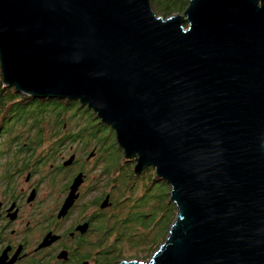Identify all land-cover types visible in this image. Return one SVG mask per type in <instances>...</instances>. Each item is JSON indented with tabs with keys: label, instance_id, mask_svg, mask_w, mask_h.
Segmentation results:
<instances>
[{
	"label": "water",
	"instance_id": "water-1",
	"mask_svg": "<svg viewBox=\"0 0 264 264\" xmlns=\"http://www.w3.org/2000/svg\"><path fill=\"white\" fill-rule=\"evenodd\" d=\"M0 61L5 87L87 105L135 173L170 185L166 240L118 264H264V0L169 17L151 0H0Z\"/></svg>",
	"mask_w": 264,
	"mask_h": 264
},
{
	"label": "flooded vegetation",
	"instance_id": "flooded-vegetation-1",
	"mask_svg": "<svg viewBox=\"0 0 264 264\" xmlns=\"http://www.w3.org/2000/svg\"><path fill=\"white\" fill-rule=\"evenodd\" d=\"M15 143L18 144L15 146L13 142V148L10 142L1 144L0 149V258L3 256L7 264H82L85 261L97 264L92 252L95 248L92 236L97 229L106 231V211L115 203L113 190L91 198L82 205V214L76 216L74 211L84 197L88 178L81 159L72 155L69 164L65 165L70 159L67 158L54 165L51 161H56L61 151L59 142L43 147L44 142L41 151H34L27 140ZM92 153L94 156L95 151ZM48 163L50 167L44 168ZM79 173L83 174L79 197L66 214L60 216L72 182ZM59 178L65 182H60ZM43 185L46 189L50 187L46 196L41 190ZM55 186L60 189L58 193L53 191ZM49 198L53 204L44 209L42 205ZM107 198L109 205L102 207ZM50 233L53 239L49 238L50 242L42 246Z\"/></svg>",
	"mask_w": 264,
	"mask_h": 264
},
{
	"label": "trees",
	"instance_id": "trees-1",
	"mask_svg": "<svg viewBox=\"0 0 264 264\" xmlns=\"http://www.w3.org/2000/svg\"><path fill=\"white\" fill-rule=\"evenodd\" d=\"M189 2L190 0H151L155 13L163 17L183 13L189 5ZM78 104L80 107H78L77 110H74L73 107ZM84 108L86 109L85 112L83 110ZM88 111L91 113L90 115H86ZM78 113L84 114L85 117H87V126L91 130L90 132H92L90 135L91 138H94L97 135L100 136V133L105 135L102 140L99 139V137L97 138L99 144L101 143L100 140L104 143L112 136L114 137L117 153L111 152V159L110 157L107 159L105 154L103 157L106 163L103 168V172L108 174L110 177L108 184H110V186L118 185L120 189H127L132 193V195H134L140 187V189H143L145 193L140 199H138L140 202H143L141 205H144L148 201L151 202L153 199L155 200V203L152 202L151 212L142 213L138 208L132 212V216H129L127 219L129 221L127 224L131 221L132 223H135V226L137 227L142 226L145 229L144 232L137 234L132 229L130 233L126 234V231L122 230L121 234L117 237V239H119L120 236L122 238H128L129 242L134 243V247L138 249L141 247L142 252H144L145 255L154 254V252L166 240L170 226L176 218L175 214L177 212V208L174 203L170 201L168 191L164 194H167L166 199H163V195H159L157 191V187H163L166 185L168 188L167 182L157 176L154 172V168L152 167L145 168V170L140 174L135 173L134 166L130 168L125 167L124 151L117 142L115 131L110 126L103 123L97 114L87 105H82L78 100L27 96L19 92L15 87H5L1 75L0 61V149L2 148L1 143L3 139L8 140L10 143L19 141V138L16 135L17 133L14 134L15 127L19 124H27L34 129V133L31 138H26V140L31 142L32 149L34 151L38 150L44 143L43 141L45 138L43 136L46 132V123L57 126L60 131L65 127L67 120L75 117ZM107 128L110 130L108 129L109 131L106 132ZM86 130L88 129L82 128L77 133L63 134L59 140L58 146L63 144L65 141H73L77 138H83ZM23 141L24 140H22V142ZM0 155L2 156V154ZM131 161L136 162V159L133 158L132 160H127V165H129ZM120 224L121 222H118L114 227L111 226L110 229H105L107 231L106 233L111 230L115 231V228ZM125 224L126 223H124V225ZM153 231H156L157 235L152 237ZM109 253L110 251L108 248L101 252V255H105L107 263L110 262L109 264H118L121 260H123L122 257L124 253L122 248L119 247L116 249V254H114L113 258L108 257L110 256L108 255Z\"/></svg>",
	"mask_w": 264,
	"mask_h": 264
},
{
	"label": "rangeland",
	"instance_id": "rangeland-1",
	"mask_svg": "<svg viewBox=\"0 0 264 264\" xmlns=\"http://www.w3.org/2000/svg\"><path fill=\"white\" fill-rule=\"evenodd\" d=\"M80 107L79 104L75 105L73 107L74 110H77V108ZM84 112L86 111V109H83ZM68 113V112H67ZM87 114H91L89 111L86 113ZM87 117H85L84 114H80L78 113L75 117L70 118L67 120V122L65 123V127L59 131V128L57 126L51 125V124H45L46 126V132L44 133V141L45 145L43 147H47L51 144H56L57 142H59V140L61 139V137L63 136V134L66 133H77L79 132L82 128H87L88 130H86L84 132V136L83 138H77L74 139L73 141H65L62 145H60V149L61 151L58 153L57 159L52 160L51 162L54 165H57L58 163H61L63 160H66L67 158H70L72 155H75L76 158H80L81 159V164H83V169L84 171H86L88 178L86 181V184L84 186V197H82L79 206L76 208V210L74 211V215L79 216L80 214H82V209H83V204L89 202V200H91V198H94L95 196H98L99 194L105 192V191H109V190H113L112 194H113V201L115 202L114 205L110 206L107 211H106V216L108 217L107 220V228L106 230L109 228L114 227L116 223L121 222V224L116 227L118 229L115 228V231H109L108 233H106L107 231H102V229H97L96 233L93 234L92 238L95 239V248L94 250H92L93 254H94V260L97 261V264H109L110 262L107 263V260L105 258V255H101V252H103L104 249L108 248L110 253L108 255V257H112L114 256V254H116V249H118L119 247L122 248V251L124 253L122 259H139V260H143V261H149L152 257V255H145L144 252H142V248L140 247L139 249L134 247L133 244L129 242L128 238L126 237H121L119 239H117L118 235L121 234L122 230L126 231L125 233L128 234L130 233V231L133 229L137 234H141L142 232H144V228L141 227H137L135 226V223H132L130 221L129 224H127L129 221L127 220L129 218V216H132V212H134L136 209L139 208L140 212L142 213H149L152 210V202L155 203V200H151L148 201L147 203H145L144 205H141L140 199L145 193L143 189H139L137 190V192L132 195L131 192H129L127 189H120L119 186H110V184H108L110 177L108 174L103 172V168L106 165L105 160H104V154L106 155L107 159L110 157L111 152H116L117 153V147L115 145V141H114V137L112 136L111 138L108 139V141L104 142L101 141L105 135H103V133H100V136H96L94 138H91V134L92 132H90L91 130L89 129V127L87 126V122L86 119ZM52 129V131H51ZM109 128L106 129V132L109 131ZM17 133V134H16ZM34 133V129L30 127V125H17L15 127V131L14 134H16L19 138V143L22 142V140L26 141V138L29 139L33 136ZM50 133V134H49ZM115 136V135H114ZM99 137L100 140V144L99 141L97 140V138ZM89 139V140H88ZM88 140V141H87ZM1 141V140H0ZM8 140L3 139L2 140V146H4L6 143H8ZM15 146L18 143H14ZM14 144L12 143V148L14 147ZM101 145V146H100ZM39 148L38 150L41 151V149L43 148ZM93 150V151H92ZM95 151V155L93 156V153ZM91 154V156H90ZM7 157H9L8 155H6ZM88 157V158H87ZM111 159V157H110ZM132 160L133 158H126L124 157V163H125V167H132L136 164V162L131 161L129 165H127V160ZM79 164L77 165L78 168ZM49 163L48 165L44 166V168L48 169ZM72 170V169H71ZM74 170V168H73ZM155 172V170H154ZM60 182H65V180H62L59 178ZM168 188L165 186H161V187H157V191L159 195H163V199H166V195H164L165 193H169L170 195V191H171V187L170 185L167 183ZM49 188L46 189V186L43 185L41 187L42 193L44 196H46V194L49 192ZM94 188V190H92ZM168 189V190H167ZM60 190V189H59ZM58 186H55V188H53V191L55 193H58ZM143 201V200H142ZM54 202L56 203L57 201L54 200ZM173 203V202H172ZM53 204V201L51 198H49L48 200H46L42 207L44 209H47L48 207H50ZM175 205V204H174ZM176 206V205H175ZM177 208V207H176ZM93 207L89 209V211H92ZM178 210L175 214V216L177 215ZM124 223H126L124 225ZM124 225V226H123ZM154 235H157L156 231H153L152 233V237ZM131 237V236H130ZM122 238V240H121ZM135 238V237H134ZM96 252V254H95ZM110 261V260H109Z\"/></svg>",
	"mask_w": 264,
	"mask_h": 264
},
{
	"label": "bare ground",
	"instance_id": "bare-ground-1",
	"mask_svg": "<svg viewBox=\"0 0 264 264\" xmlns=\"http://www.w3.org/2000/svg\"><path fill=\"white\" fill-rule=\"evenodd\" d=\"M77 101V100H76ZM85 106V105H84ZM130 160V159H129ZM155 170V169H154ZM75 203V202H74ZM74 205V204H73ZM14 262V261H13Z\"/></svg>",
	"mask_w": 264,
	"mask_h": 264
}]
</instances>
